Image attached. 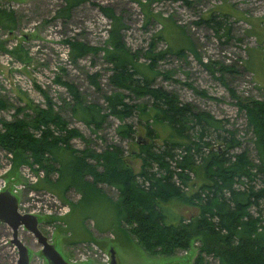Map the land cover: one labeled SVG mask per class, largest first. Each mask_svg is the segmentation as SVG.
<instances>
[{"label":"rangeland","instance_id":"obj_1","mask_svg":"<svg viewBox=\"0 0 264 264\" xmlns=\"http://www.w3.org/2000/svg\"><path fill=\"white\" fill-rule=\"evenodd\" d=\"M63 5L64 0H0V9L11 12L12 16V23L0 21V98L10 105L0 110V129L2 121L12 119L14 107L23 109L15 115L20 118L23 113H32V106L45 109L48 101L53 111L66 121V128L80 132L83 141L71 138L72 147L99 152L108 144H117L133 172L138 171L140 164L130 152L136 150L133 139L138 142L143 138V123L153 127L155 146L162 145L164 138L176 139L167 126L151 121L150 99L136 98L127 90L120 91L127 95L124 101L145 104L147 114L134 109L122 122L105 115L96 130L70 115L71 95L61 82L72 85L82 98V104L91 103L99 114L106 111L102 93L116 91L107 80L112 72L100 48L104 46L111 22L102 15L100 6L111 10L120 20V39L129 53L137 55L135 63L139 70L151 76V86L173 93L180 104L188 103L192 109L213 115L238 140L230 152L245 150L247 159L256 161L250 129L246 127L243 111L238 110L234 102L235 96L264 102V0H86L74 4L67 12L61 10ZM58 12L62 15H57ZM213 22L219 23L211 24ZM64 39L100 49L72 59L67 55ZM148 51L162 55L153 63L152 70L146 68L149 60L144 53ZM220 65L229 69L218 70ZM119 123H128L133 128L132 141L117 136L115 125ZM29 130L36 135V131ZM215 134L229 137L222 129L210 130L206 140L214 145L218 143ZM2 151L0 149L3 190L14 194L20 209L34 212L37 229L64 261L104 264L100 258L108 256L110 247L115 264H194L197 242H192L189 250H176L172 256L165 257L148 256L133 237L115 240L107 226L112 220L110 205L96 197L76 203L79 194L70 187L64 190L62 198L58 196L59 203L68 210L70 203L74 204L70 213L59 214L53 209L49 213L47 209L41 211L34 202L47 204L45 192L48 190L30 188L32 185L27 183L20 169L24 166L34 171L39 168L34 167L30 159L12 168V157ZM48 178L52 180L54 174H49ZM202 180L201 173H190L189 189L193 190ZM100 188L110 199L117 196L116 191L106 185ZM30 189L36 194L30 195L33 193ZM40 192H44L42 196ZM165 206L184 218L196 214L192 206L180 200L171 199ZM250 212L264 218V200H259ZM87 213L98 222L106 223L105 228L97 229L93 218L78 222ZM46 216L53 219L47 221ZM9 236L10 230L0 223V264H13L16 260ZM31 236L23 228L18 229L16 237L25 246L26 262L45 264ZM69 240L74 243H68ZM199 256L200 264H217L209 255Z\"/></svg>","mask_w":264,"mask_h":264},{"label":"trees","instance_id":"obj_2","mask_svg":"<svg viewBox=\"0 0 264 264\" xmlns=\"http://www.w3.org/2000/svg\"><path fill=\"white\" fill-rule=\"evenodd\" d=\"M82 1L86 0H64L61 10L67 12ZM98 8L111 22L104 46L100 48L112 72L107 80L116 91L102 93L106 111L99 114L91 103L82 104V98L72 85L61 82L71 95L70 115L96 130L105 115L122 122L134 109L147 114L145 104L124 101L127 95L120 91L127 90L136 98H149L151 121L167 126L176 139L164 138L162 145L155 146L153 127L143 123V138L138 142L133 139L136 150L130 152L140 164L138 171L133 172L117 144H108L99 152L87 147H72L71 138L83 141L80 132L66 128V121L53 111L48 101L45 109L32 106L33 112L23 113L20 118L15 115L23 109L17 106L12 119L2 121L0 129V149L12 157V168L30 159L43 172L30 188L52 191L58 194H54L57 198H62L64 190L70 187L79 194L76 203L90 197L107 202L112 214L107 226H110L112 237L115 240L133 237L135 244L148 256L169 257L176 250H189L192 242H197L194 264L201 263L199 254L215 258L217 264H264V218L250 212L259 200H264V102L235 96L234 103L243 111L252 136L256 159L252 162L247 159L245 150L230 152L238 140L230 130L223 128L220 120L192 109L188 103L180 104L176 95L163 88L151 86V76L139 70L135 63L137 55L129 53L120 39V20L111 10ZM57 15L62 14L58 12ZM11 18V12L0 9V21L12 23ZM216 23L219 22L211 24ZM64 41L67 55L72 59L100 49L77 40ZM144 54L149 60L148 70H152L153 63L162 56L150 51ZM222 69L229 67L220 65L218 70ZM163 77L166 76L163 74ZM9 107L6 100L0 98V110ZM29 129L36 131V135ZM212 129H222L229 137L215 134L218 143L214 145L206 140ZM115 130L120 139L132 141L134 130L128 123L115 125ZM198 172L203 180L190 190V173L197 175ZM49 174H54L52 180ZM100 185L114 189L117 196L110 199ZM171 199L192 206L196 214L184 218L170 208L165 209ZM73 207L70 203L67 213ZM86 218H93V225L100 231L105 228L106 223L98 222L89 213L78 222ZM45 219L53 218L46 216ZM67 242L74 243L73 240Z\"/></svg>","mask_w":264,"mask_h":264},{"label":"water","instance_id":"obj_3","mask_svg":"<svg viewBox=\"0 0 264 264\" xmlns=\"http://www.w3.org/2000/svg\"><path fill=\"white\" fill-rule=\"evenodd\" d=\"M13 194L6 189L0 191V222L10 230L8 242L14 246L16 260L13 264H27V254L24 244L17 239L18 228H23L31 234L38 247V253L44 258L45 264H81L66 262L62 259L61 254L54 249V245L49 243L41 231L37 229V217L30 214L17 213V205ZM107 257V264H115L113 250L110 247ZM85 264V263H83Z\"/></svg>","mask_w":264,"mask_h":264},{"label":"built area","instance_id":"obj_4","mask_svg":"<svg viewBox=\"0 0 264 264\" xmlns=\"http://www.w3.org/2000/svg\"><path fill=\"white\" fill-rule=\"evenodd\" d=\"M2 152L5 153V151H2ZM5 154H8V152L5 153ZM34 167H36V166H34ZM20 169H21V172H22L25 180L27 181V183L29 185H32L33 183H35L37 181V178H39V177H41L43 175V172L40 169H36L34 171V170H30L29 168H27L25 166L21 167ZM2 171H4V170H2V168H1L0 172H2ZM3 188H4V182H2L0 180V191L3 190ZM31 191L33 193H30V195H33L34 193L36 194V192H34L33 190H31ZM40 193H41L40 195L42 196L44 192H40ZM45 195H46V200L48 201L47 204H49L50 206L47 207V204L39 203V201L38 202H34L37 205L38 209L41 207V211L47 209L46 213H49V210L53 209V210H56L59 214H62V213H65L68 210L66 206L63 207V205L59 203L58 198L56 196H54L53 194L45 192ZM36 197H38V196H36ZM29 200L32 202L33 198H31ZM16 205H17V211H18L17 213H19V214L25 213V214L35 215L34 212H32L31 210L28 211L26 209H22V208L20 209L19 203H16ZM37 208H36V211H37ZM58 213H56V214H58ZM18 229H21V228H18ZM107 257L108 256L106 254L102 255V257L100 258V262L104 263V264H107ZM80 260H81V262H83L82 258H80ZM72 262L76 263L74 260Z\"/></svg>","mask_w":264,"mask_h":264}]
</instances>
